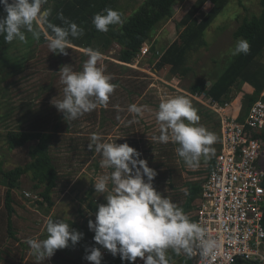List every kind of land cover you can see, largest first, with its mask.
Listing matches in <instances>:
<instances>
[{"label":"rangeland","instance_id":"rangeland-1","mask_svg":"<svg viewBox=\"0 0 264 264\" xmlns=\"http://www.w3.org/2000/svg\"><path fill=\"white\" fill-rule=\"evenodd\" d=\"M146 1L117 0L116 8L128 17L134 10L138 11ZM196 1L180 0L175 6L172 19L158 27L152 35L150 47L156 42L159 50L176 41L181 32L177 28L178 23ZM210 9L211 4H207L199 18L207 14ZM261 10L260 0L231 1L206 32L208 46L192 56L189 65L195 71L183 82L169 79L167 71L161 74L156 73L158 75L156 77L149 68V74L148 70L142 71L141 67L147 68L152 58L151 53L143 59L141 67L139 65V68H136L134 64L135 68L132 67L131 74L117 75L118 69L111 63H120L118 58L122 47L113 43L111 48L102 54L97 66L102 67L105 74L113 77L112 83L116 84V79L120 83L116 84L117 87L106 105H98L96 109L76 120H70L69 125L59 120L63 114L52 105L51 101L55 97L63 98L64 85L58 73L61 67L69 65L73 71L79 72L82 63L80 53H86V50L71 45V49L67 50L68 54L61 55L65 60V63L61 65L57 60L60 57L50 53L47 42L39 45L37 41L30 47L29 56L24 58L26 50L21 42L16 41L8 51L10 57H8V66L5 67L7 69L14 67L17 60L25 61L22 64L23 70L16 69L7 82L0 81V169L7 171L18 166H25L31 160L30 150L35 144L28 143L25 147L11 150L7 144L9 131L19 128L27 130L33 125L37 129L52 131L55 124L60 121L61 125L51 148L59 169L60 180L53 195L55 205L49 208L47 204L39 205L38 201L41 199L38 196L41 190L36 191L33 188L31 175L22 176L19 188L14 191L13 196V205L16 210L12 217L16 237L14 239L9 234L8 215L5 208L7 189L1 185L0 172V264H38L35 257L30 254V247L26 240L46 239L48 235L46 225L49 218L54 221L63 220L74 229V224L84 226L85 230L94 235V232L89 230L88 222L95 220L96 212L90 209L89 204L92 201L98 206L105 204L104 196L107 195V193L95 192L94 183L99 177L110 174L112 170L101 168L102 155L89 150L88 145L93 133L101 136V142L128 143L137 149L141 153L140 159L147 160L149 167L157 172L153 180L157 191L173 203L182 204L187 193L185 187L181 186L182 183L190 180L203 181L208 175V162L203 160L199 162L198 167H189L178 155L177 145L172 143L174 148L169 146V142L173 141L171 136L167 143L159 142L156 138L161 135V129L155 114L160 103L170 98L183 95L190 100V93L185 90V87L194 81L214 79L217 75L219 76L235 57L232 53L238 40L234 39V32L241 24L243 17L259 14ZM167 82L180 90L166 85ZM137 88L140 90L144 88L141 95L129 94ZM235 103L233 109L238 114L236 116L245 113L238 98L235 99ZM131 104L147 106L142 116H136L134 123H129L136 115L127 110ZM102 115H105L106 121ZM201 125L206 127V123L201 122ZM172 183L177 186V189L171 187ZM111 188L109 181V189ZM90 191L92 195L89 197ZM195 211H192L189 216L194 217ZM85 241L83 237L76 245L70 242L67 248L57 250L54 256L39 264H65L67 260L73 262L72 264H90L85 256L86 250L92 247L100 248L101 264L107 262L112 256L109 250L103 246L98 247L93 240L90 246L85 248Z\"/></svg>","mask_w":264,"mask_h":264},{"label":"clouds","instance_id":"clouds-1","mask_svg":"<svg viewBox=\"0 0 264 264\" xmlns=\"http://www.w3.org/2000/svg\"><path fill=\"white\" fill-rule=\"evenodd\" d=\"M48 0H0L6 16L0 17V35L8 43L15 40L27 42L26 33L34 40L43 34L50 53L67 55L71 47L69 37L79 38L84 29L68 21L61 13L65 27L49 20L50 12L43 6ZM92 23L100 32L109 31L113 25L124 23L123 14L118 10L106 8L94 15ZM50 29L42 31V28ZM250 44L239 39L233 55L248 54ZM88 59L83 70L73 71L69 65L62 66L58 72L64 85L63 98H53L52 105L63 114L65 120H76L87 112L106 105L117 85L113 77L98 67L102 54L92 48L86 49ZM147 106L131 104L128 112L136 114L129 123L136 122ZM160 124L159 142L171 139L179 145L178 155L189 167H198L201 157L210 158L215 154L211 146L217 141L215 133L200 125V116L186 96H176L163 101L156 112ZM88 145L90 151L100 153V167L111 169L94 183L95 192L107 193L106 203L100 204L95 220H89V230L94 232V241L106 248L113 256L119 255L122 261L135 264L137 258L144 264H169L167 250L177 255L183 252L191 255L194 246L199 247L202 257H208L218 247L202 224L192 221L177 204L157 191L153 180L157 172L149 167L148 161L140 159L141 153L128 143L101 142L98 133H93ZM146 178V179H145ZM109 181L112 188L109 189ZM47 238H29L26 243L30 254L36 261L48 260L59 249L76 245L84 236L63 220L49 218L46 225ZM85 259L90 264H101L100 248L87 249Z\"/></svg>","mask_w":264,"mask_h":264},{"label":"trees","instance_id":"trees-1","mask_svg":"<svg viewBox=\"0 0 264 264\" xmlns=\"http://www.w3.org/2000/svg\"><path fill=\"white\" fill-rule=\"evenodd\" d=\"M116 1L117 0H48L43 7L45 9L49 8L50 22L65 27L64 20L59 18L62 13L65 19L76 23L79 27L84 29V34L79 38L69 37L71 45L76 48L85 50L92 48L98 50L101 54H105L113 43L119 44L122 47L118 58L120 63L114 62L111 63V65L117 67V75H129L132 73L133 68L128 65L134 63L145 43L150 44L152 35L156 29L172 19L175 6L180 0H147L138 11L135 12L134 10L128 17L125 16V13L116 8ZM231 1L233 0H197L178 23L177 28L181 32L176 41L168 47H162L159 50L156 47V42L152 44L149 49V53L152 54V58L148 62L149 68L157 74L167 71V77L169 79H176L179 82H183L187 79L190 74L195 71L193 67L189 65L192 56L202 48L208 46L206 32ZM207 4H211L210 11L199 18L200 13ZM260 5L262 8L261 12L252 16H244L241 24L234 32V39H245L249 42L250 50L248 54L241 53L235 55L224 71L219 76L217 75L215 77L216 79H198L185 87V90L191 95H205L221 106L229 104L238 98L245 112L240 114V116H235L239 120H243L246 117L250 107L264 92V0H260ZM106 8L121 12L123 14L124 23L122 25L110 26L107 32H100L94 27L92 20L95 14L103 12ZM6 15L7 13L4 11V5L0 4V17ZM42 31L50 32V29L45 27L42 28ZM26 37L27 42H21L26 50L23 55L24 58L29 56L30 47L37 42V40L32 38L31 33H26ZM16 41L18 40L8 43L5 41L4 36L0 35V81L7 82L8 78L14 74L16 69L23 70L22 64L25 60L20 61L17 60V58H15L17 64L14 67L9 69L5 67L8 66V57H10L8 51ZM46 42L42 34L38 43L40 45ZM70 49L71 47L68 50ZM61 55L62 54H55V57L59 56L62 58ZM80 55L82 63L79 69L81 71V69L83 70L84 62L89 57L84 52H81ZM60 58L57 60L62 65L65 63V60L64 58ZM115 83L119 84L120 82L116 79ZM144 88H141V90L137 88L129 94L141 95ZM190 102L200 116V121L198 123L200 125L201 122L206 123L207 129L215 133L217 137V141L211 146L215 149V154L210 155L208 159H205L203 156L200 159V161L205 160L208 162L207 170L209 174L215 166L216 156L220 149L221 136L219 120L213 111L204 107L202 104L195 101V99L190 98ZM233 110V108L230 109L231 114ZM32 112L31 110L30 113ZM102 118L105 119V115H102ZM59 120H63L67 125L70 123V120L66 121L64 116H61ZM60 121L55 124L52 131L49 129H37L33 125L27 130L19 128L18 130L9 131L7 134V144L11 150L25 147L28 143H35L30 150L31 160L25 166H18L7 171L0 169L2 175L1 185L7 189L5 208L8 215L9 234L14 239H16V237L13 231L12 217L16 210L13 205V196L14 191L19 188V182L22 176L30 174L33 181V188L36 191L41 190L38 196L41 199L38 201L40 206L47 204V207L52 208L55 205L53 195L58 186L60 174L51 153V148L55 143V137L60 128ZM104 121H106V119ZM256 136L264 140V131L257 133ZM172 143L175 142H169V146L174 148ZM175 144L179 147L177 143ZM174 150H172L173 153ZM169 153L171 154V151ZM203 182L204 180L199 182L190 180L183 182L181 185L185 187L187 193L185 195V201L178 206L183 209L188 216L192 211H197L198 209V205L201 201V187ZM171 187L177 189L174 183L171 184ZM91 195L92 191H90L89 197ZM89 207L93 212H97L98 210V205L94 201L90 202ZM194 217L189 216L192 221H194ZM74 225L76 230L84 234L83 237L86 239L84 244L85 248L89 247L91 240L94 241V235H91L90 232L85 230L84 226L80 227L76 224ZM96 245L98 247L101 246L97 243ZM167 254L169 263L194 264L197 261V258L193 257L192 254L189 256L181 252V254L177 255L172 249L167 250ZM72 263L73 262L68 260L65 262V264ZM104 264H130V262L122 261L119 255H112ZM236 264L250 263L238 261Z\"/></svg>","mask_w":264,"mask_h":264},{"label":"built area","instance_id":"built-area-1","mask_svg":"<svg viewBox=\"0 0 264 264\" xmlns=\"http://www.w3.org/2000/svg\"><path fill=\"white\" fill-rule=\"evenodd\" d=\"M149 49L150 44L145 43L133 65L128 66L141 67ZM148 68L141 67L149 74ZM189 96L217 115L221 136L215 166L204 178L194 217L218 247L202 257L199 247L194 246V264H264V140L256 136L264 131V92L243 120L230 113L233 101L221 106L205 95V100L203 96ZM135 264L144 261L137 258Z\"/></svg>","mask_w":264,"mask_h":264},{"label":"crops","instance_id":"crops-1","mask_svg":"<svg viewBox=\"0 0 264 264\" xmlns=\"http://www.w3.org/2000/svg\"><path fill=\"white\" fill-rule=\"evenodd\" d=\"M248 90H249V89H248ZM235 105H236V103H235V100H234L233 105H232V108H234ZM232 114H233L234 116L238 115V114L236 113V111H234V110H233ZM193 250H194V248H193Z\"/></svg>","mask_w":264,"mask_h":264},{"label":"water","instance_id":"water-1","mask_svg":"<svg viewBox=\"0 0 264 264\" xmlns=\"http://www.w3.org/2000/svg\"><path fill=\"white\" fill-rule=\"evenodd\" d=\"M47 10H49V8H46ZM208 84H210V83H208Z\"/></svg>","mask_w":264,"mask_h":264}]
</instances>
